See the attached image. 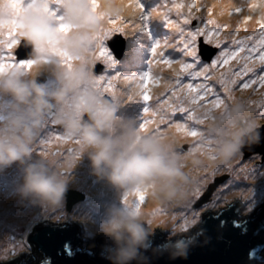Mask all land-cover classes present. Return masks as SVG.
I'll list each match as a JSON object with an SVG mask.
<instances>
[{"label": "clouds", "instance_id": "1", "mask_svg": "<svg viewBox=\"0 0 264 264\" xmlns=\"http://www.w3.org/2000/svg\"><path fill=\"white\" fill-rule=\"evenodd\" d=\"M43 2L36 0L32 5L31 0H23L22 4L17 0H0V31L15 25L18 39L31 45L29 59L33 61L30 68H0V168L19 162L23 165V183L19 191L38 202L59 206L66 191L69 169L63 167L50 151H41L38 159H32L37 136L43 134L40 130L45 117L53 116L56 127L61 125L63 128L58 135L74 145V163L87 152L93 171L106 177L121 192L120 203L110 204L97 225V230L104 235L96 237L94 234L93 238L80 222H70L82 234L87 245L108 237L112 241L107 247L112 264H131L133 260L137 264H147L148 257L144 252L149 248L154 254L168 252L173 258L186 256L189 245L193 243L192 237L181 235L186 229L169 226V222L161 220L155 211L145 210L134 194L145 193L156 208L161 205H188L193 199L194 182L184 170V161L190 155L181 154L180 141L173 130L158 136L140 130L139 126L133 127L131 122L121 121L115 115L119 98L110 101L91 86L94 76L91 66L95 62L93 38L104 26V16L113 10L112 6L108 4L103 11L98 7L93 11L89 0H62L60 3L47 0L49 9L54 3L56 15L63 18L58 21L43 10ZM258 11L264 14V9ZM59 23L72 25V28L60 32L57 30ZM36 30L43 34L37 36ZM49 37L55 38L54 44L49 43ZM126 42L131 43L129 32L122 31L111 41L118 58L125 57ZM209 45L203 39L198 48L202 62L213 60ZM53 48L72 57L71 66L65 64L64 58ZM96 63L95 72L103 71L104 64ZM126 63L130 71L129 63ZM45 66L52 69L60 82L55 91L45 88L51 83L49 71L41 69ZM120 69L123 74L131 73L123 67ZM233 95L235 98L228 101L227 107L215 110L203 125L205 146L196 152L201 158L196 162L203 167L225 170V166L237 158L245 142L259 136L255 129L261 123L257 120L255 108L245 97ZM5 96L11 99L5 100ZM257 141L258 144L251 145L250 155L255 151L264 158V136ZM188 147L189 144H183L184 150ZM246 154H249L248 148ZM262 161L264 165V159ZM242 204L239 202L240 216ZM202 224L201 221L184 234L195 232ZM157 227L168 230L169 237L152 247L150 237L154 232L168 233L162 229L155 230ZM28 233L27 241L32 252L36 250L42 254L40 258H34L31 252L28 257L39 261L45 253L29 241L32 228ZM19 258L6 263L12 264Z\"/></svg>", "mask_w": 264, "mask_h": 264}, {"label": "rangeland", "instance_id": "2", "mask_svg": "<svg viewBox=\"0 0 264 264\" xmlns=\"http://www.w3.org/2000/svg\"><path fill=\"white\" fill-rule=\"evenodd\" d=\"M227 1L228 3H231V0ZM236 1L238 5L235 8H238L240 6L241 9L238 8V12L235 11L234 8L225 9L224 15L222 16L219 15L221 8L225 5H229L225 0H197V3L198 5L205 4L209 6L216 4L217 7L214 8L213 15L220 23H228L231 26H235L240 23L242 34L250 35L254 29L258 28L257 14H260L258 10L264 8H258L257 10H253L250 9L247 5L250 3L261 5L262 0ZM176 2L177 0H139V3L141 5V13L144 17H146V19L141 21L137 18L139 16V11L129 6L131 0H103L104 4L101 3L100 0H97V4L100 8L104 7L105 9L106 5L110 4L113 9L109 13V16H106L104 20L105 27L109 26L107 24L109 18H116L118 16V24L123 21V26L126 28V30L122 32H129V38H131V43L126 42L123 51V54L127 53V60H125V62H118L117 58L115 59L113 57L112 52L107 46L106 39L109 38L112 34L120 31H113L104 37V39L101 41V44L104 48L107 49L108 54L112 57L113 61L111 66H108L107 64L106 66L110 67V69H113L112 65L114 64L116 65V69H120L121 65L128 66L126 63L128 62L130 71H132V73L123 74L121 71L112 70L105 72L102 75H97L94 70L95 63L97 61L103 62V60H96L91 66V70L93 75L97 77H111L117 75L119 76V79L116 81V84L119 86V91L117 92V95L120 97L118 110L124 112L123 116L119 117V119L123 122H131L133 127L139 126V124L142 122V118L145 115L143 113L144 108L149 104L154 107L155 98L160 93L164 92V80L174 76V73L171 68L163 66L157 67L153 65L152 73L154 75H159L162 78L160 84L153 86L151 89L153 99L142 106V103L145 102L142 98H133L132 102H136L131 104V100L128 101L127 97L123 95L122 90L125 87V84L122 80L123 78L136 79L141 77L146 70H149L150 66L148 62L151 58V48L153 44H155L157 39L162 40L161 52L166 58L173 62L181 61L183 63L191 64L193 66L192 69H190L189 73H185L184 76L181 77L184 82H199L198 78L193 77L190 73L199 71L200 69L211 64L212 62V60H203V62L201 61L198 48L201 45V41L203 39L205 40L203 35L198 36L195 40V56L187 55V48L185 47V43L189 42L191 39L189 33L195 32L200 26H202L203 20L207 18L206 9L201 8V13H198L197 16H193L190 20L185 22L184 16L186 15V13L182 10L178 11L173 7L174 3ZM52 8L57 11L54 3L52 5ZM133 13H135V16H133ZM162 13L164 15H162ZM165 15L167 16V19H165ZM244 16H250L251 19H249L247 22H244ZM132 19H135V22L137 24H140V27L136 28L135 30H131L130 21ZM170 21L176 22L179 27H171L169 24ZM125 37L126 40H128L127 35ZM22 41L23 40H20L19 44ZM205 42L210 44L208 47V51L214 59L220 51L219 48H217L216 45L206 40ZM132 43H134V46ZM19 44L16 46L15 49H18V47L20 46ZM15 49L13 50V53H15ZM135 49H137V54H133V51ZM146 55L149 56V59H147ZM144 65H147L146 70L144 69ZM173 67L178 68V65L173 64ZM41 69H47L51 77L49 89L47 85H45V88L49 91L57 90L60 87V82L56 79V75L54 74L52 69L47 66ZM136 72H139V74H135ZM216 87L219 90V86L217 85ZM256 89V92H253L252 89H237L234 94H236L237 96H243L247 100L257 101L258 99H260L258 93L261 90V86L257 85ZM4 99L10 100L11 97L5 96ZM126 101H128L129 103L126 106L130 108V111L133 112L135 110L130 115L125 112V108L123 107ZM137 113H139V116L138 119H135V115ZM182 115L183 114L178 113L177 118H180ZM53 119V116L49 119L48 127H46V122H44V125L40 130L43 132V134H38L37 136V140L34 145V151L32 153V159L35 160L39 158V153L45 147L43 145V142L52 136L53 143L49 145L48 148L50 153L54 154V158L59 161L63 167L69 169V171L66 173V176H69L66 187L67 191L69 192H65L64 197L59 206H51L49 208L44 204H40L39 202L36 203L35 201L31 200L29 196H25L19 191L20 185L23 183V165H20L19 162H13L11 165L3 167L8 168L9 171L6 172L10 175L13 174L14 177H12L8 183H1L2 180L0 179V195H9L12 197V200L14 199V197H16L15 201L17 202L16 204L18 208L16 211H8V214H6L4 218L1 217L2 223H0V234H4L2 236L5 240H0V243H2V246L0 248V264H7L6 262L8 260H14V258H19L22 255L29 256L33 249H31V245L27 241V236H29L30 234L28 233V229H31L32 222L40 219L41 217L44 216L54 222H66L64 220H68L67 222L69 223L71 221L80 222L84 230L89 231L88 233L93 238L95 236L100 237V235L104 234L97 230V225L99 221L104 217L106 208L112 203H120L121 192L108 180H106V177L98 176L93 171L91 160L87 157V152L82 153L74 163L73 153L70 152L74 147L73 143L71 141L64 143H58L55 141V136L59 135L53 129V125L56 124L53 122ZM257 120L261 124L258 125L255 131L259 133L261 130V133L259 134L258 138L253 139L251 141H246L243 147L239 150L237 158L232 162L233 165L239 164V168L233 169L231 171L220 170L216 174V176L214 178H211L210 182L205 185L202 191V195L193 198L188 205L185 206L182 204H177L173 207L163 206L156 208V206L153 205V203L146 195L143 201H139L138 193L134 194V198L141 203L145 210L155 211L156 214H161V216L159 217L161 220H164V217L168 219L169 226L174 225L181 227V225L185 224V220H187V226L183 227L184 229H186L184 233L190 232V230L198 226L201 221L203 222V211L207 206L209 208L215 205L219 209H223L227 204L243 198L240 201L241 204L243 203L241 207L242 215L247 209L260 203L264 199V165H262V160L264 158H261L260 154H255V151H253L250 155L251 145L258 144L257 139H263L264 136V117H260L259 115H257ZM151 127L154 128L155 125H152ZM200 127L203 128L204 126L202 125ZM54 134L55 136H53ZM177 137L180 141L179 148L181 150V154L183 155L188 153V149L191 146L192 138L181 135H177ZM184 143L189 144L187 150L183 149ZM247 148L249 151L248 155L246 154ZM84 163L86 165H84ZM199 172L203 173V171ZM87 176L89 178L88 183ZM104 179L105 183H101L102 181H104ZM85 182L87 183V186H85ZM70 191H74L75 193ZM85 194L88 195V198H84ZM88 199L90 201H88ZM69 200H73L71 207H69L68 205ZM4 202L10 203L11 200H6ZM34 203L36 204V206L33 205ZM149 204L150 208L148 207ZM32 206L36 209L35 211L38 214H30ZM93 207L100 214H102V217L95 218L94 216L97 214L93 215V219L91 217L90 219H87L85 217L87 212ZM182 207H186V210L182 209ZM170 211L175 213V215L173 216L172 214H167ZM12 216L14 217L12 218ZM33 216L35 219L31 220ZM156 229H162L167 231L168 233L166 234L169 236L168 230L163 229L161 227H157L155 228V230ZM184 233L181 234L184 237L189 235ZM83 234L85 235L87 233ZM22 242H24L25 247L20 246V243L22 244ZM18 246H20L19 253ZM13 255L14 257H12ZM41 255L42 254L39 253V251L35 250L34 258H40Z\"/></svg>", "mask_w": 264, "mask_h": 264}, {"label": "snow or ice", "instance_id": "3", "mask_svg": "<svg viewBox=\"0 0 264 264\" xmlns=\"http://www.w3.org/2000/svg\"><path fill=\"white\" fill-rule=\"evenodd\" d=\"M55 2L60 3L62 0H55ZM17 3L22 4L23 2L22 0H17ZM89 3L92 5L93 11H96L98 7L97 0H89ZM31 4L35 5L36 0H31ZM129 6L139 11V16L137 17L139 20L146 19L141 13L139 0H131ZM247 6L253 10L264 8V0H262L261 5L250 3ZM173 7L178 11L182 10L186 13L184 16L185 22L201 13V8H205L207 11V18L203 20L202 26L195 32L189 33L191 39L185 43L187 55H196L195 40L200 35H203L206 41L219 47V53L212 60L211 64L199 71L190 73L193 77L198 78L199 82H184L181 77L185 73H189L193 66L181 61L173 62L169 60L161 52L160 46L153 44L149 60V70L136 79L123 78L125 87L122 91L128 100L139 97L145 102H149L153 99L152 87L160 84L162 79L159 75L152 73V66L171 68L174 76L164 80V92L155 98V107L149 104L144 108L143 113L145 115L139 124V128L144 132L158 136L167 134L168 130H173L176 136L191 137V146L186 155H192L205 146L203 128L200 126L204 125L211 118L215 110L222 107L226 108L228 101L235 98L233 94L237 89H252L253 92H256V86H261V90L258 93L260 99L257 101L248 100V103L255 108L256 115L264 117V67H261L264 66V14L260 15V18L257 20L258 28L254 29L250 35L240 37V23L231 26L228 23H220L215 18L213 10L217 7L216 4L210 6L205 4L198 5L197 0H177ZM42 8L50 16H54L58 21H62L63 18L56 15L55 9H49L47 0H44L42 3ZM233 8L235 11H239L233 5H225L221 8L219 15H224L225 9ZM162 15L164 14L162 13ZM106 16H109V14L104 16V20ZM133 16H135V13H133ZM118 19V16L116 18H109L108 24L110 27H105L104 25L93 38L95 41L93 50L95 61L103 60L108 66H111L113 62L112 57L108 54L107 49L102 46L101 41L113 31L126 30L123 26V21L119 24L117 23ZM165 19H167L166 15ZM249 19H251L250 16H244V22H247ZM130 23L131 30L140 27V24H137L135 19H132ZM169 24L174 28L179 27L174 21H170ZM71 28L72 25L65 23H59L57 26V30L60 32H67ZM35 34L39 36L43 33L36 30ZM226 40L228 44L221 47L225 44ZM19 42L15 25L0 31V68H30L32 66L33 61L31 59L22 61L15 59L13 50ZM49 43L54 44L55 38L49 37ZM52 50L57 51L64 58L63 62L71 66L72 57L67 56L58 48H53ZM173 64L178 65V68L173 67ZM118 79V75L111 77L93 76L91 86L96 89L100 96L108 93L112 98H120L117 95L115 83ZM217 85L219 86V90L216 87ZM178 113L183 115L177 118ZM152 125H155V127H151ZM55 141L58 143L66 142L62 136H55ZM52 143L53 139L51 136L43 142L45 147L42 151L49 152L48 146ZM237 168H239V164L233 165L231 163L225 166L226 171ZM219 171V167L214 169L204 167L203 173L197 170V174L191 176L194 182L193 198L202 195L205 185ZM138 195L139 201H143L145 193L140 192ZM186 226L187 220H185V224L181 225V227Z\"/></svg>", "mask_w": 264, "mask_h": 264}, {"label": "water", "instance_id": "4", "mask_svg": "<svg viewBox=\"0 0 264 264\" xmlns=\"http://www.w3.org/2000/svg\"><path fill=\"white\" fill-rule=\"evenodd\" d=\"M242 199L222 210L213 205L203 211V224L185 236L193 239L186 256L154 254L149 248L144 252L147 264H264V199L240 216ZM72 201L69 200V207ZM31 228L29 241L45 255L39 261L25 255L12 264H112L107 251L112 241L106 236L88 246L74 225L44 216L32 222ZM168 237L164 231L154 232L150 237L152 247ZM131 264L137 262L133 260Z\"/></svg>", "mask_w": 264, "mask_h": 264}, {"label": "bare ground", "instance_id": "5", "mask_svg": "<svg viewBox=\"0 0 264 264\" xmlns=\"http://www.w3.org/2000/svg\"><path fill=\"white\" fill-rule=\"evenodd\" d=\"M107 24H108V22H107ZM109 25V24H108ZM108 27H110V25L108 26ZM228 43V41L226 40V44ZM155 44H158L159 46H160V50H161V45H162V40L161 39H157L156 40V42H155ZM225 44V45H226ZM135 66H136V64H135ZM135 74H137V73H135ZM116 83V82H115ZM116 91L118 92L119 91V86L116 84ZM135 99V98H134ZM137 116V115H136ZM136 119H138V116L136 117ZM261 132H259V134H260ZM88 158H89V156H87ZM71 159V158H70ZM199 159H201L196 153L195 154H192V155H190V157L186 160V161H184V164H185V171L186 172H188L189 173V175L191 176V175H193V176H195L196 174H197V170H199V171H203L204 170V167H203V165L202 164H198L196 161L197 160H199ZM88 161H89V159H88ZM84 165H86L85 163H84ZM6 171H9V169L8 168H2V169H0V179L2 180V182L1 183H8L10 180H11V178L12 177H14V175L12 174V175H10L9 173H7ZM68 178H69V176H67V180H68ZM87 178H88V176H87ZM18 180V179H17ZM107 180V179H106ZM89 182V178H88V181H87V183ZM87 183L85 182V186H87ZM101 183H105V179H104V181H102ZM103 188V187H102ZM18 189V188H17ZM104 190V189H103ZM30 197V199L31 200H33V201H35L36 203L38 202L37 200H35L33 197H31V196H29ZM86 198H88V195H86ZM0 200H1V202H0V219H1V217L2 218H4L5 217V215L6 214H8V211L10 212V210L11 211H16L17 210V202L15 201L16 200V197H14V201L12 200V197L11 196H9V195H0ZM6 200H11V202L9 203V202H4V201H6ZM24 200V199H23ZM87 200V199H86ZM88 201H90L89 199H88ZM40 204H44V203H41V202H39ZM9 204V205H8ZM34 206H36V204L34 203L33 204ZM44 205H46L47 207H51L50 205H47V204H44ZM150 205V204H149ZM154 205V204H153ZM177 205V204H176ZM82 206V205H81ZM163 206H165V207H173V206H175V205H161L160 207H163ZM182 209H184V210H186V207H182ZM36 209L32 206L31 207V211H30V214H32V213H36V214H38L36 211H35ZM94 214H97V215H95L94 217L96 218V217H102V214H100L97 210H95V208L93 207L91 210H89L88 212H87V214H86V218L87 219H90V217L92 218L93 217V215ZM167 214H172L173 216L175 215V213H173V212H168ZM159 215V217L161 216V214H158ZM14 216H12V218H13ZM93 217V218H94ZM92 218V219H93ZM16 219V218H15ZM32 219H35L34 218V216L31 218V220ZM164 220H167L168 221V219H166L165 217L163 218ZM2 235H4V234H0V240L1 241H4L5 239H4V237L2 236ZM32 236V234L30 235V237ZM4 239V240H3ZM1 245H2V243H0V247H1ZM20 246H23V247H25V244H24V242H22V244L20 243ZM32 254V256H34V254H35V252H32L31 253Z\"/></svg>", "mask_w": 264, "mask_h": 264}, {"label": "flooded vegetation", "instance_id": "6", "mask_svg": "<svg viewBox=\"0 0 264 264\" xmlns=\"http://www.w3.org/2000/svg\"><path fill=\"white\" fill-rule=\"evenodd\" d=\"M50 118H51V116H47V117H45V121H44V122H47ZM53 129H54L58 134H61L62 131H63V128H62L61 125H59V127H56V124H54V125H53ZM70 152L73 153L72 150H71ZM68 190H69V189H68ZM66 191H67V189H66ZM85 197H86V194L84 195V198H85ZM57 220H58V219H57ZM64 221H68V220H64ZM58 222H60V221H58Z\"/></svg>", "mask_w": 264, "mask_h": 264}]
</instances>
